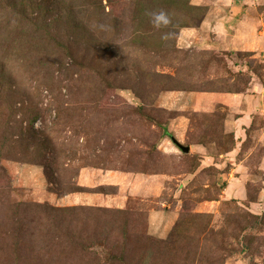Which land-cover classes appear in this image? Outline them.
I'll return each instance as SVG.
<instances>
[{"label": "rangeland", "instance_id": "374dc122", "mask_svg": "<svg viewBox=\"0 0 264 264\" xmlns=\"http://www.w3.org/2000/svg\"><path fill=\"white\" fill-rule=\"evenodd\" d=\"M0 264H264V0H0Z\"/></svg>", "mask_w": 264, "mask_h": 264}, {"label": "clouds", "instance_id": "9594fccd", "mask_svg": "<svg viewBox=\"0 0 264 264\" xmlns=\"http://www.w3.org/2000/svg\"><path fill=\"white\" fill-rule=\"evenodd\" d=\"M150 23L156 29L167 28L172 23L170 14L165 10L152 11L148 13ZM100 28H104L103 24L99 25ZM168 34L165 33L162 39H167Z\"/></svg>", "mask_w": 264, "mask_h": 264}, {"label": "water", "instance_id": "95a60500", "mask_svg": "<svg viewBox=\"0 0 264 264\" xmlns=\"http://www.w3.org/2000/svg\"><path fill=\"white\" fill-rule=\"evenodd\" d=\"M184 149V151H187L188 150V148L187 147H185V148H183Z\"/></svg>", "mask_w": 264, "mask_h": 264}]
</instances>
